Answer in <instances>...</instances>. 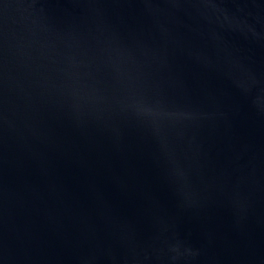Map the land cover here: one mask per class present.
Segmentation results:
<instances>
[{"label": "water", "instance_id": "water-1", "mask_svg": "<svg viewBox=\"0 0 264 264\" xmlns=\"http://www.w3.org/2000/svg\"><path fill=\"white\" fill-rule=\"evenodd\" d=\"M0 264H264V0H0Z\"/></svg>", "mask_w": 264, "mask_h": 264}]
</instances>
